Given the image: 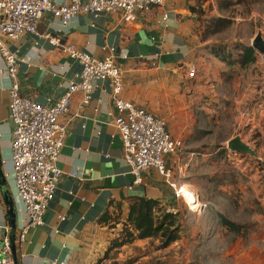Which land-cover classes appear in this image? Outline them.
<instances>
[{"label": "crops", "instance_id": "obj_1", "mask_svg": "<svg viewBox=\"0 0 264 264\" xmlns=\"http://www.w3.org/2000/svg\"><path fill=\"white\" fill-rule=\"evenodd\" d=\"M52 1L59 6L71 2ZM195 5V0H168L165 6L155 7L129 24L122 21L120 14H88L79 15L63 26L51 14H45L38 31L41 35L60 37L65 44L74 45L91 56L115 57L125 75L122 98L168 120L171 135L184 142L182 153L167 158L173 180L179 188L184 187L190 195H196L206 207V213L212 201L214 217L217 205L232 194L235 184L232 169L238 167L237 161L242 154H233L220 144L212 145V193L204 196L205 191L200 188L205 189V184L201 185L192 173L196 163L193 157L200 151L192 146L197 124L191 115L190 103L195 96H187L191 94L189 86L199 81L198 77L195 80L189 78V68L196 66L198 71L202 67L203 53L209 43L201 39L200 23L192 11ZM8 45L22 60L18 68L22 94L39 103L59 99L71 82L77 81L82 70L78 62L42 36L25 34ZM226 68L212 51L214 124L221 122L220 110L228 101V95L222 93L229 80L225 75L228 74ZM12 82L0 55V249L4 239L8 238L15 247V264H112L123 259L121 253L119 258H112L115 251L143 248L157 242L153 238L136 240L112 249L121 237L120 221L124 222L121 218L128 217L131 200L136 198L156 200L166 211L180 212L182 229H185L187 219L182 213L181 196H177L162 177L154 171L146 172L143 184H136L135 176L124 160L123 143L114 123L117 112L111 83L100 80L95 83L87 106L82 108L83 98L78 93L73 98L70 113L60 119L66 127L57 163L62 177L44 215V225L28 229L21 239L27 218L17 194L11 162L14 124L9 106ZM233 138L223 137L221 144ZM225 149L229 159L233 155L228 165ZM186 152L190 153L188 158L184 157ZM185 173L189 175L187 179ZM201 182L204 183L202 179ZM207 184L210 185L208 179ZM9 199L14 204L15 216L11 215ZM259 241L262 242L261 238ZM258 248L236 260V264H264V242ZM166 250L168 248L159 249L160 254L153 256L155 260L142 254V260L146 259L143 261L150 264L167 263L169 260L166 261V255L162 254Z\"/></svg>", "mask_w": 264, "mask_h": 264}, {"label": "built area", "instance_id": "obj_2", "mask_svg": "<svg viewBox=\"0 0 264 264\" xmlns=\"http://www.w3.org/2000/svg\"><path fill=\"white\" fill-rule=\"evenodd\" d=\"M168 0H71L59 6L52 0H0V55L6 63V72L12 79L10 89V119L14 124L11 162L18 196L23 202L27 221L21 234L33 227L44 225V215L53 201L62 172L58 157L66 136V127L60 119L70 113L73 98L80 93L82 108L91 100L95 83L109 80L117 115L114 123L123 143L124 160L136 184H143L144 174L154 171L180 195L168 166V157L179 155L184 142L174 138L166 123L147 109L122 98L125 75L114 56L97 58L65 44L60 37L41 35L39 23L45 14L69 25L79 15L120 14L125 24L133 23L155 7H163ZM25 34L42 36L56 49L78 62L82 68L77 81L59 99L39 103L21 92L18 68L22 60L9 49V42H16ZM189 78L197 77L192 66ZM1 88V87H0ZM256 108L248 109L252 113ZM62 219V218H61ZM0 264H15L11 242L3 241Z\"/></svg>", "mask_w": 264, "mask_h": 264}, {"label": "rangeland", "instance_id": "obj_3", "mask_svg": "<svg viewBox=\"0 0 264 264\" xmlns=\"http://www.w3.org/2000/svg\"><path fill=\"white\" fill-rule=\"evenodd\" d=\"M209 1L203 4L201 10L205 11L200 27L202 31L210 30L212 19L220 16L229 17L232 14L234 22L222 32L210 37L203 53L204 64L197 71L199 81L189 86L191 94H186L195 96L190 103L191 115L196 118L197 124L192 146L200 151L199 155L193 157L196 163L192 173L199 179L198 182L201 185L205 184V189L197 186L205 191L203 195L207 196V193L210 196L212 193V145L220 144L227 148L228 142L221 144L222 138L226 136L234 138L240 136L257 153L258 159L246 155L238 159V167L232 169L235 179L232 194L227 195V200L214 209L215 212L221 211L229 220L239 224L241 233L246 235H238L222 227L217 216H212V201L206 213L204 211L206 207L200 201V207L196 206L195 208L198 209H192L181 196L182 213L187 221H184L185 229H182L181 238L170 245L168 250L162 251V254L167 257L165 260H169L168 264H236V260L245 258L253 250L257 251L260 243L264 242V57L262 55L258 53L257 63L245 70L239 69L238 65L226 68L228 74L225 75L229 76V80L222 93L228 95V101L220 110L221 122L212 123V46L214 44L220 47L224 44L231 46V56L235 58L236 46H252L259 32L264 37V0H245L242 4L232 7L227 14L219 11L218 0ZM195 12L200 13L198 10ZM222 93L220 91L221 95ZM252 108L256 110L250 114L245 113ZM161 119L167 126L168 120ZM167 130L169 131V128ZM227 149L223 150L226 165L233 159V155L229 156L230 159L227 157ZM189 154L186 152L184 157L188 158ZM188 173H185L184 178L189 177ZM207 179L210 185L207 184ZM120 223L121 229L124 230L125 223L121 221ZM160 244L157 240L143 248L133 247L129 250L124 248L118 252L115 251L112 258H119L121 253L123 259L112 264H150L143 261L146 259L142 260L141 256L147 254L146 258L155 260L153 256L160 254L157 252L161 249ZM167 263L162 261L158 264Z\"/></svg>", "mask_w": 264, "mask_h": 264}, {"label": "trees", "instance_id": "obj_4", "mask_svg": "<svg viewBox=\"0 0 264 264\" xmlns=\"http://www.w3.org/2000/svg\"><path fill=\"white\" fill-rule=\"evenodd\" d=\"M245 0H218V9L222 14H227L228 11L234 8L236 5H240ZM210 2L209 0H196L195 7H192V11L198 10L200 13L197 14L198 22L200 27L203 22V13L201 11L203 4ZM201 8V9H200ZM220 12V13H221ZM233 13V11L231 12ZM234 22V17L220 16L212 19V28L205 31L200 28L202 41L209 42L210 37L215 36L217 33L222 32L224 29L229 27ZM230 47L227 44L221 47L218 44L212 46V51L216 58L219 59L226 67L238 65L239 69H247L249 66L256 64L259 59V54L251 46H236L237 55L232 58ZM258 159V158H257ZM222 227L226 228L230 232H235L238 235L241 233V227L234 221L229 220L222 213L216 212L215 214ZM119 218V217H118ZM182 217L179 213H171L156 200L146 198H136L131 200L129 207L128 217L124 221L125 229H122L121 237L118 242L113 244L112 249H119L124 245L133 243L136 240H145L153 238L158 240L161 249L170 247L174 242L181 238L182 232ZM116 222H118L116 220ZM244 234L243 236H245Z\"/></svg>", "mask_w": 264, "mask_h": 264}, {"label": "water", "instance_id": "obj_5", "mask_svg": "<svg viewBox=\"0 0 264 264\" xmlns=\"http://www.w3.org/2000/svg\"><path fill=\"white\" fill-rule=\"evenodd\" d=\"M251 47H253L257 51V53H259L260 55L264 57V37L261 32H259L258 35L255 37ZM227 148L230 151L238 152L242 155L251 156L254 158L258 157L257 153L250 147V145L245 143L240 136H237L233 138L232 140H230L228 142ZM7 203L12 206L11 215L15 216L14 204L12 203V200L11 199L7 200ZM12 253L14 256L15 263H16V259H15L16 252H15L14 246H12Z\"/></svg>", "mask_w": 264, "mask_h": 264}, {"label": "bare ground", "instance_id": "obj_6", "mask_svg": "<svg viewBox=\"0 0 264 264\" xmlns=\"http://www.w3.org/2000/svg\"><path fill=\"white\" fill-rule=\"evenodd\" d=\"M180 195L185 199V201L189 205V208L198 209L200 207L198 197L196 195H190L184 187L181 189ZM196 206L198 208H195Z\"/></svg>", "mask_w": 264, "mask_h": 264}]
</instances>
